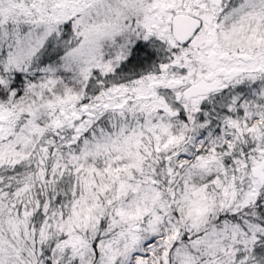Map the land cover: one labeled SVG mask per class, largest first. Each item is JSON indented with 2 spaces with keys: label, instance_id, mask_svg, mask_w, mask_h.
Here are the masks:
<instances>
[{
  "label": "snow or ice",
  "instance_id": "1",
  "mask_svg": "<svg viewBox=\"0 0 264 264\" xmlns=\"http://www.w3.org/2000/svg\"><path fill=\"white\" fill-rule=\"evenodd\" d=\"M0 264H264V0H0Z\"/></svg>",
  "mask_w": 264,
  "mask_h": 264
}]
</instances>
